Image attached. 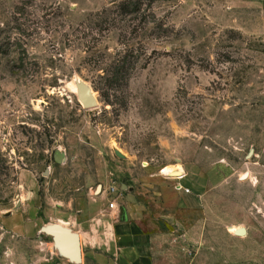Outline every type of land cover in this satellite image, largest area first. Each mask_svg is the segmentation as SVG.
Segmentation results:
<instances>
[{
	"label": "rangeland",
	"instance_id": "1",
	"mask_svg": "<svg viewBox=\"0 0 264 264\" xmlns=\"http://www.w3.org/2000/svg\"><path fill=\"white\" fill-rule=\"evenodd\" d=\"M178 164L219 183L210 208L233 239L200 262L264 264V0H0V213L34 195L70 214Z\"/></svg>",
	"mask_w": 264,
	"mask_h": 264
},
{
	"label": "crops",
	"instance_id": "2",
	"mask_svg": "<svg viewBox=\"0 0 264 264\" xmlns=\"http://www.w3.org/2000/svg\"><path fill=\"white\" fill-rule=\"evenodd\" d=\"M183 169L173 178L151 171L132 175L131 184L100 186L97 196L77 198L70 214L38 207L34 195L31 202L19 201L17 209L0 213V264H77L61 256L53 238L42 233L43 227L59 222L80 236V264H202L200 259H228L218 252L222 245H231L232 236L219 229L210 208L219 183L193 167ZM233 227L240 229L228 230ZM245 252L249 258L245 248L242 257Z\"/></svg>",
	"mask_w": 264,
	"mask_h": 264
},
{
	"label": "water",
	"instance_id": "3",
	"mask_svg": "<svg viewBox=\"0 0 264 264\" xmlns=\"http://www.w3.org/2000/svg\"><path fill=\"white\" fill-rule=\"evenodd\" d=\"M78 90V99L85 110H93L98 108L99 102L95 92L86 82L76 79L74 81ZM253 152L250 154V156ZM120 158H125L120 152H117ZM56 163L62 164L66 158L59 151L55 154ZM179 174V173H177ZM178 176V175H176ZM100 188H98L99 190ZM42 233L51 236L54 240L55 249L59 254L73 263L80 264L81 260V242L80 236L72 229L68 228L63 222L49 224L42 228ZM239 237H244L247 234L246 229L242 228L235 233Z\"/></svg>",
	"mask_w": 264,
	"mask_h": 264
},
{
	"label": "bare ground",
	"instance_id": "4",
	"mask_svg": "<svg viewBox=\"0 0 264 264\" xmlns=\"http://www.w3.org/2000/svg\"><path fill=\"white\" fill-rule=\"evenodd\" d=\"M69 89L72 91V93H74L76 96H77V98H78V90H77V86H76V83L74 82V81H72L70 84H69ZM79 100V99H78ZM80 102V101H79ZM80 104H81V102H80ZM82 105V104H81ZM119 149V148H118ZM124 154V153H123ZM183 171H184V169H183V166H181L180 164H178V165H175V166H171V167H167V168H165L164 169V173H170V174H172V175H181V174H183ZM186 172V171H185ZM177 173H179V174H177ZM186 175V174H185ZM244 178L243 179H246L247 177H249V175H245V176H243ZM101 191V189H99V192ZM239 230V228H237V229H235V231H234V233H236V231H238Z\"/></svg>",
	"mask_w": 264,
	"mask_h": 264
},
{
	"label": "built area",
	"instance_id": "5",
	"mask_svg": "<svg viewBox=\"0 0 264 264\" xmlns=\"http://www.w3.org/2000/svg\"><path fill=\"white\" fill-rule=\"evenodd\" d=\"M161 174H163V175H164L165 177H167V178H173V177H176L175 175H172V174H170V173H167V174L164 173V170H162ZM178 189L180 190L181 187H178ZM114 191H115V189H112V190H111L112 193H114ZM110 206H111V208H114V207H115V202H112Z\"/></svg>",
	"mask_w": 264,
	"mask_h": 264
}]
</instances>
